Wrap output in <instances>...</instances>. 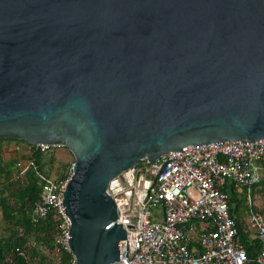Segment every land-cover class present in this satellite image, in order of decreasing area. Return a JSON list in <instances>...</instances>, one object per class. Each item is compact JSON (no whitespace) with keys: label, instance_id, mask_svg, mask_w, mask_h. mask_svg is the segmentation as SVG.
<instances>
[{"label":"water","instance_id":"obj_1","mask_svg":"<svg viewBox=\"0 0 264 264\" xmlns=\"http://www.w3.org/2000/svg\"><path fill=\"white\" fill-rule=\"evenodd\" d=\"M264 138V0H0V139L67 148L75 264L118 263L140 161Z\"/></svg>","mask_w":264,"mask_h":264},{"label":"built area","instance_id":"obj_2","mask_svg":"<svg viewBox=\"0 0 264 264\" xmlns=\"http://www.w3.org/2000/svg\"><path fill=\"white\" fill-rule=\"evenodd\" d=\"M30 154L59 145H27ZM33 170L40 185L30 211L35 226L51 218L52 239L39 242L27 255L16 247L14 256L28 264H75L67 239L70 222L61 203L72 167L64 179L37 172L32 158L16 162L15 179ZM264 178V138L224 140L189 145L154 162L140 161L111 180L106 193L116 206L117 223L125 230L118 263L113 264H264V213L254 207L251 191ZM245 195L242 232L259 244L251 260L229 208L228 190Z\"/></svg>","mask_w":264,"mask_h":264},{"label":"trees","instance_id":"obj_3","mask_svg":"<svg viewBox=\"0 0 264 264\" xmlns=\"http://www.w3.org/2000/svg\"><path fill=\"white\" fill-rule=\"evenodd\" d=\"M0 141L9 142L13 140L0 139ZM42 155L43 153L34 152L28 156L33 159L35 168L37 172L40 173L42 172ZM18 160L16 158H10L9 161H5L3 156L0 154V202H4L8 199H14L16 214L20 216L19 219L22 221L21 227L23 229L21 236H19V238H17L14 242L10 241L11 236L5 240L0 239V264H4L5 257L16 247L23 248L27 242H43L45 244H49L52 239V221L50 217L35 226L30 223L29 211L33 202L37 199L40 185L33 170H28L25 173L23 180L15 179L16 162ZM3 194L6 196L4 195L3 197ZM228 195L229 206L231 207L230 213L233 217H235L238 211L239 200L232 189L228 190ZM6 215L7 213L4 212L5 217ZM236 222L238 224L237 220ZM237 228L241 241L245 245L246 255L252 260L259 250V244L254 239L248 240L246 235L242 232L239 224L237 225ZM11 264L28 263H26L21 257L14 256Z\"/></svg>","mask_w":264,"mask_h":264},{"label":"rangeland","instance_id":"obj_4","mask_svg":"<svg viewBox=\"0 0 264 264\" xmlns=\"http://www.w3.org/2000/svg\"><path fill=\"white\" fill-rule=\"evenodd\" d=\"M30 149L24 142L4 141L2 148H0V154L5 161H9L10 158L28 159ZM74 162L73 155L65 147L51 148L50 151L43 153L42 155V174L55 179L60 180L67 176L69 169ZM14 172V169H13ZM23 180V179H22ZM21 182V181H20ZM252 201L254 207L264 213V178L263 180L253 188L251 191ZM5 194H3L4 197ZM2 196V195H1ZM6 196V195H5ZM242 200L239 203L237 218L244 221L246 217L245 211V195L240 194ZM4 212L7 213L6 217ZM20 216L16 214L14 199H8L4 202H0V239H7L11 236L10 241L14 242L19 236H21L23 229L21 227L22 221ZM38 243L27 242L23 246L24 252L30 257L37 254L39 251L37 248Z\"/></svg>","mask_w":264,"mask_h":264},{"label":"crops","instance_id":"obj_5","mask_svg":"<svg viewBox=\"0 0 264 264\" xmlns=\"http://www.w3.org/2000/svg\"><path fill=\"white\" fill-rule=\"evenodd\" d=\"M6 142H8V141H6ZM3 143H4V141H0V148H2ZM3 159H4V158H3ZM4 160H5V159H4ZM262 180H263V179H262ZM234 193H235V195L237 196V199L239 200V203H240V201H243V200H242V196H240L241 192H235V191H234ZM243 195H244V193H243ZM244 206H245V204H244ZM229 208H230V211H231V207H230V206H229ZM245 211H246V207H245ZM234 218L238 221V224L240 225L241 230H242V224H243L244 221L238 220L237 216H235ZM245 218H246V217H245ZM244 220H245V219H244ZM245 235H246V234H245ZM246 237L248 238V240H253L250 236H247V235H246Z\"/></svg>","mask_w":264,"mask_h":264}]
</instances>
